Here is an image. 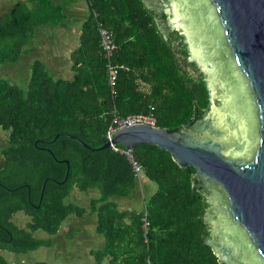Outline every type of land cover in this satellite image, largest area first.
<instances>
[{"label":"trees","instance_id":"trees-1","mask_svg":"<svg viewBox=\"0 0 264 264\" xmlns=\"http://www.w3.org/2000/svg\"><path fill=\"white\" fill-rule=\"evenodd\" d=\"M87 4L79 45L71 53L72 79L54 78L36 60L24 88L0 80V129L8 133L0 148V250L21 254L50 246L33 233L56 235L69 215L82 217L89 209L104 241L91 250L96 264H146L147 257L156 264H224L204 241L207 203L195 187L194 167L179 166L156 145L134 146V161L157 189L141 208L121 209L118 199L129 198L139 185L127 155L112 146L91 151L68 136L55 138L66 133L98 148L114 116L152 114L156 126L173 129L194 114L202 118L210 105L209 89L179 67L143 0ZM65 19L53 0L13 3L0 15V65L16 62L38 28ZM100 24L117 45L113 60L128 67L120 71L114 95L99 46ZM74 188L99 195L82 207L66 202ZM19 212L29 219L23 227L13 221ZM0 264L13 263L0 254Z\"/></svg>","mask_w":264,"mask_h":264},{"label":"water","instance_id":"water-1","mask_svg":"<svg viewBox=\"0 0 264 264\" xmlns=\"http://www.w3.org/2000/svg\"><path fill=\"white\" fill-rule=\"evenodd\" d=\"M143 2L182 71L209 89L207 113L173 129L127 126L98 148L55 138L91 151L143 143L168 151L195 169L217 261L264 264V0Z\"/></svg>","mask_w":264,"mask_h":264},{"label":"crops","instance_id":"crops-1","mask_svg":"<svg viewBox=\"0 0 264 264\" xmlns=\"http://www.w3.org/2000/svg\"><path fill=\"white\" fill-rule=\"evenodd\" d=\"M17 1L19 0H0V15L4 11H6L13 3ZM53 1L59 4L63 8L64 13L66 15V19L60 25H56V26L46 25L40 27L42 28L41 31L45 32L46 34L45 37H42L43 35L40 29L36 30L35 34L29 39L28 43L25 45L24 51L19 56L18 60L22 61L24 58H26L24 60H27L28 63L30 59L29 56L36 55L41 58L40 61H42L45 64L49 72L50 69H52L53 73H57L58 78L72 79L73 71L71 70V64H72L71 53L79 45V38L82 31L81 29L82 24L88 17L89 8H88L87 0H53ZM142 174L139 178V184L142 179L141 178ZM79 191H80L79 189L74 188L73 192L71 193L73 194L72 195L73 198L71 197V201L77 200V197H79V193H78ZM143 199L144 197L142 196L141 186L138 185L134 193L129 196L128 198L129 203L125 204V206L119 204V207L121 209L124 208L139 209L142 206ZM90 215L93 217L94 220V224L92 228H88L87 220H86L88 216L90 218ZM94 232H95V215L91 214L88 209L87 212L82 217H76V216L68 217L64 221V223L61 224L59 232L54 236H58L57 240H60L61 242L66 243L68 240L77 242V240H80L83 242H88L87 245H89L92 241L94 242L96 240L94 238L96 232L95 233ZM103 242H104L103 238L102 241L97 240V245L99 246L98 248H100L103 245ZM91 250H92L91 248H88L87 252L92 256Z\"/></svg>","mask_w":264,"mask_h":264},{"label":"rangeland","instance_id":"rangeland-1","mask_svg":"<svg viewBox=\"0 0 264 264\" xmlns=\"http://www.w3.org/2000/svg\"><path fill=\"white\" fill-rule=\"evenodd\" d=\"M38 29H40V31L42 30V28ZM41 33L43 35L42 37L46 36L45 32L41 31ZM29 58V64L27 63V60H24L26 58H24L22 61L17 60L14 63L9 62L0 65V80H6L10 84L24 88L30 76V65L35 60H41V58L36 55H30ZM51 70L52 69H50L51 75L54 78H58L57 73H53V70ZM7 136L8 133L0 129V148L6 144ZM1 160L2 159L0 155V162ZM141 178L142 179L139 185L141 186L142 196L144 197V200H146L156 191L157 184L146 178V176L143 174ZM78 193L79 197H77V200L71 201L73 194H70L67 197L66 202H72L79 206L88 207L90 199L99 195V192L96 189H91L87 192L79 191ZM118 202L120 205L125 206V204L129 203V200L128 198H122L118 199ZM73 216L74 215H69L68 217ZM28 220V217L22 212L15 214L13 217V221L21 227L25 226ZM86 220L88 228H92L94 224L93 217L90 215V218L88 216ZM33 236L48 240L50 242V246H42L37 250L21 254L0 250V254L13 264H36L40 261L47 262L48 264H96L94 257L91 256L87 250L88 248H91L92 250L97 249L99 247L97 245V240L102 241V236H98L96 233L94 237L96 240L94 242L92 241L89 245H87L88 242H83L80 240H77V242L72 240H68L66 243L61 242L60 240H57L58 236L51 235L43 230L35 231Z\"/></svg>","mask_w":264,"mask_h":264},{"label":"built area","instance_id":"built-area-1","mask_svg":"<svg viewBox=\"0 0 264 264\" xmlns=\"http://www.w3.org/2000/svg\"><path fill=\"white\" fill-rule=\"evenodd\" d=\"M98 34H99V46L100 51L105 59L106 71H107V82L110 87L111 93L114 95L116 93L115 90V83L117 77L122 70H127L128 67L124 64L117 63L113 60V55L117 49V45L113 41L112 33L103 25L98 26ZM140 86L146 87V84L142 81H138ZM138 124H146L151 126H156V119L152 114H130L125 117H117L114 116L112 120V124L109 126L106 134V139L111 140L113 137V132L117 131L118 129L127 127V126H134ZM115 150L120 151L127 155L128 159L132 162L133 168L137 178L139 179L142 174V168L134 161V157L131 153V149L126 148H118L115 147V144L111 145ZM141 228L144 235V241L147 242V234L150 227V221L147 217V213L144 212L142 218ZM146 264H156L154 261L151 260L150 257H147Z\"/></svg>","mask_w":264,"mask_h":264},{"label":"flooded vegetation","instance_id":"flooded-vegetation-1","mask_svg":"<svg viewBox=\"0 0 264 264\" xmlns=\"http://www.w3.org/2000/svg\"><path fill=\"white\" fill-rule=\"evenodd\" d=\"M209 206L207 205V207L206 208H208Z\"/></svg>","mask_w":264,"mask_h":264}]
</instances>
